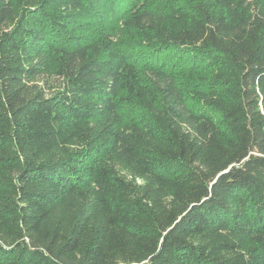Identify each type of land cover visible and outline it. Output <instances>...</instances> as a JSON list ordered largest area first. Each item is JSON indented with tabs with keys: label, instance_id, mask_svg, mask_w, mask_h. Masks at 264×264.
<instances>
[{
	"label": "trees",
	"instance_id": "trees-1",
	"mask_svg": "<svg viewBox=\"0 0 264 264\" xmlns=\"http://www.w3.org/2000/svg\"><path fill=\"white\" fill-rule=\"evenodd\" d=\"M0 264H264V0H0Z\"/></svg>",
	"mask_w": 264,
	"mask_h": 264
}]
</instances>
